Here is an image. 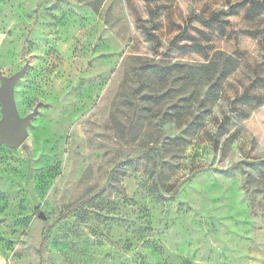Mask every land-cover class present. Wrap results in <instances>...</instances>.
Instances as JSON below:
<instances>
[{"label":"rangeland","instance_id":"1","mask_svg":"<svg viewBox=\"0 0 264 264\" xmlns=\"http://www.w3.org/2000/svg\"><path fill=\"white\" fill-rule=\"evenodd\" d=\"M0 35L38 108L0 145V264H264V0H0ZM216 50L240 60L217 92Z\"/></svg>","mask_w":264,"mask_h":264},{"label":"trees","instance_id":"2","mask_svg":"<svg viewBox=\"0 0 264 264\" xmlns=\"http://www.w3.org/2000/svg\"><path fill=\"white\" fill-rule=\"evenodd\" d=\"M239 4H232L225 9H221L213 13L209 18H204L194 13L190 14L189 19L194 17L199 18L203 23L207 25H215L219 23L229 22L226 16L233 14ZM184 32V30L182 31ZM177 36H181L178 34ZM239 58L222 50H216L210 57L209 61L200 64V71L204 74L205 83L209 85L210 90L217 92L226 81V79L239 67ZM175 64L162 61H142L138 66L141 73L138 75L139 79H142L145 74L150 73L157 76L160 79H167L172 75V69ZM139 73V72H138ZM187 80V76L183 77ZM158 97V95H157ZM264 165V161L260 162L258 166ZM264 169V167H263ZM151 191L156 195L158 199L166 200L167 196L163 193L156 178L151 182ZM45 242V239H44Z\"/></svg>","mask_w":264,"mask_h":264},{"label":"water","instance_id":"3","mask_svg":"<svg viewBox=\"0 0 264 264\" xmlns=\"http://www.w3.org/2000/svg\"><path fill=\"white\" fill-rule=\"evenodd\" d=\"M26 64L22 70L7 77L0 74V104L2 118L0 119V145L5 144L11 148L20 147L28 136L27 127L38 108L26 116H21L14 96L17 82L27 71Z\"/></svg>","mask_w":264,"mask_h":264},{"label":"crops","instance_id":"4","mask_svg":"<svg viewBox=\"0 0 264 264\" xmlns=\"http://www.w3.org/2000/svg\"><path fill=\"white\" fill-rule=\"evenodd\" d=\"M1 43H2V37H1V35H0V46H1Z\"/></svg>","mask_w":264,"mask_h":264}]
</instances>
